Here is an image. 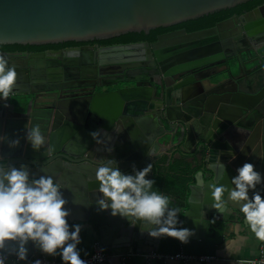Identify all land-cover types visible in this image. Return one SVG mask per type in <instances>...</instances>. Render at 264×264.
Here are the masks:
<instances>
[{"label": "water", "instance_id": "1", "mask_svg": "<svg viewBox=\"0 0 264 264\" xmlns=\"http://www.w3.org/2000/svg\"><path fill=\"white\" fill-rule=\"evenodd\" d=\"M248 1L0 0V44L90 42L130 32L148 34ZM261 30L264 4L249 16L230 17L211 27L169 31L144 45L102 48V53H112L101 55L98 63L108 72L106 77L101 74L103 78H113L109 82L96 81L77 91L67 87L12 91L7 100H0V135L6 137L0 143V163L27 165L36 177L53 175L71 211L73 199L86 202L105 250L150 242L158 248L161 237L141 232L139 223L130 218L99 210L95 204L99 182L92 178L107 159H116L125 173H133V166H150L151 177L154 161L160 157L156 148L179 147L180 154L189 158L193 175L187 198L180 204L178 226L194 233L187 243L179 244L186 254L214 255L227 230L248 225L239 204L226 199L225 207L216 209L209 186H230L236 168L245 162L264 173V54L259 55L260 47L250 42L261 37L257 36ZM143 52L147 63L140 62ZM214 57L223 59L216 64L223 68L216 66L197 81L202 77L198 71ZM30 64L36 67L28 70V77L40 83L45 82L46 72L65 69L50 61ZM192 81L196 84L189 86ZM90 120L105 122L110 133L100 131L97 142L82 130L91 127ZM37 124L47 137L39 151L25 139L27 126ZM158 125L161 132L155 130ZM16 139L19 145L10 147L9 141ZM217 156L226 165L223 178L210 167ZM257 189L264 193V184ZM26 246L30 259L33 242ZM15 248L14 243L6 245V258L15 255Z\"/></svg>", "mask_w": 264, "mask_h": 264}, {"label": "clouds", "instance_id": "2", "mask_svg": "<svg viewBox=\"0 0 264 264\" xmlns=\"http://www.w3.org/2000/svg\"><path fill=\"white\" fill-rule=\"evenodd\" d=\"M17 80V71L8 60L0 56V100H7ZM97 140L100 131L91 132ZM25 139L30 146L41 150L47 137L40 126L26 129ZM6 137L0 135V143ZM99 142V140H97ZM18 139L9 141L10 147L18 146ZM112 150V149H111ZM210 167L219 170L221 178L226 175V165L219 156ZM150 166L125 173L116 159H107L96 168L94 181L99 182L95 204L100 211L110 210L112 216L130 218L139 223L141 232L147 231L153 238L172 237L187 243L194 233L178 226L180 208L172 206L171 198L154 188L155 180L147 178ZM264 184V173L256 170L251 162L236 168L230 186L211 184L209 190L213 206L222 210L225 200L240 205L244 220L256 238L264 241V193L257 185ZM61 183L53 175L33 176L27 165L19 167L0 163V264H7L4 249L7 244L16 245L18 261H27L29 241L48 256H59L63 264H87L81 258L80 224L70 225V210ZM251 192V196H250ZM30 264H42L40 259Z\"/></svg>", "mask_w": 264, "mask_h": 264}, {"label": "crops", "instance_id": "3", "mask_svg": "<svg viewBox=\"0 0 264 264\" xmlns=\"http://www.w3.org/2000/svg\"><path fill=\"white\" fill-rule=\"evenodd\" d=\"M261 45L258 46L260 48H257L259 55L264 54V47H263L264 43H262ZM223 66H224L223 64H219L217 65L216 69L223 68ZM213 71H215V69ZM205 75L208 74H204L202 77H198L197 81H199L200 78H203ZM193 82L195 81L189 83L190 84L189 86H191V84L194 85L196 84V82L195 83ZM205 82L206 80L203 79L202 83L204 84ZM26 89L24 90L25 92L30 91L28 88ZM28 96H30L29 93ZM88 125H90L91 127L84 126L82 129L87 131V134H90L93 131H101L106 135L110 133V131H107L106 124L103 121L98 122L96 120H90ZM155 130L156 132H161L159 125L156 126ZM170 149L171 148H168L167 146L164 145H162L161 148L159 147L156 148L157 154H160V157L159 159L154 161L152 175L151 177H147V178L150 179L153 178L155 173L156 163L160 161H163L159 167L160 168L159 171L162 172L168 171V166L170 163H172L173 160H183L187 165L191 166V163L188 162L189 158L187 159L186 157L180 154L179 147H175L171 150ZM72 201L71 202L74 205V207H72V211L70 210L71 212L68 217V222L70 225L80 224L82 226L80 232L81 243L78 245V248L80 249L81 257H86L92 253L94 243L96 241H100V237L98 235V230H97L98 224L94 220H92L91 218L92 212L90 210V207L87 204H85L86 202H83L79 198L73 199ZM179 216H181V205H180ZM225 235L226 236L224 237L223 241L220 242L218 245H216V250L214 252V255L190 254L196 256H215L217 259L213 261H193L190 264H253L250 261L254 259H258L262 255H264V241H261L258 238H256V236L254 235V233L251 232L249 227H245L242 224L237 228H235L233 232L227 230ZM150 244H153V242H150L149 245H143L142 247L137 246V244H135L132 247L112 250V252L123 253L127 251H135L136 253H146L154 249L168 253L183 251V248L179 244V240L172 237H161L158 248H155ZM10 257H15V255ZM46 258L48 259L54 258L58 262V264H63V261L59 256L53 257V256L45 255L42 252H40L33 243V254L30 259H27V261L31 262L36 259L42 260ZM143 263L144 262L141 259V257L137 256L134 259L129 260L127 264H143ZM111 264H119V260L116 258L112 259ZM163 264H181V263L169 262Z\"/></svg>", "mask_w": 264, "mask_h": 264}, {"label": "flooded vegetation", "instance_id": "4", "mask_svg": "<svg viewBox=\"0 0 264 264\" xmlns=\"http://www.w3.org/2000/svg\"><path fill=\"white\" fill-rule=\"evenodd\" d=\"M262 4H264V2L251 9L244 10L242 13H235L229 16L228 18L249 16V12H251L253 9L259 7ZM182 28L183 27L168 30L161 34ZM258 35H261V37L259 36L257 40L256 37H253V40L252 38L250 39V42L252 43L251 46H259L264 43V30H261L259 33L257 32V36ZM237 36H240L241 38V36L244 37V34L242 35V33L239 32ZM240 41L245 44L244 38H241ZM139 42L143 43L144 45V43H151L153 41L141 40L135 42H113L109 44H101L99 40H94L90 42H74L72 44L67 45L61 44L60 46L37 45L38 47H22L13 44L11 46L0 45V56L7 59L9 64L13 65L16 68V71H18L17 80L13 88V90L15 91L23 90L26 88H28L29 90H43L48 88L59 87H67L68 91H77L80 87L84 88V86L93 84L96 81L103 83L113 80V78H103L108 72H106L105 69H99L98 63L101 60V55L105 56L107 54H112L106 52L102 53V48ZM32 55H37L38 57L32 59ZM146 56L147 53L143 52V61L140 62L147 63L148 58ZM37 60L43 62L50 61L55 63V65H62V68L65 67V69H62L55 74H53L52 72H46L44 75H42L44 77L45 82L40 83L36 80H33L32 77H30L31 79L28 77V70L36 67L31 66L30 62ZM202 60L204 61V59ZM222 60L223 59L221 57H214L208 64H206L204 67H201V70L198 71L197 75L203 76L204 74H210L217 66L216 64H218V62ZM101 74H103L104 76H102ZM26 83H30V85L26 86Z\"/></svg>", "mask_w": 264, "mask_h": 264}, {"label": "trees", "instance_id": "5", "mask_svg": "<svg viewBox=\"0 0 264 264\" xmlns=\"http://www.w3.org/2000/svg\"><path fill=\"white\" fill-rule=\"evenodd\" d=\"M264 0H251L246 3L240 4L234 8L217 11L215 13L205 15L195 20H189L171 27H160L157 29H153L150 33L145 32H130L127 34H123L120 37H114L106 40H99L101 44H109L113 42H135L141 40L154 41L157 36L165 31L176 29L179 27L186 28L188 31H193L197 29H202L206 27L214 26L217 22L222 21L229 16L235 13H242L244 10L251 9L261 3ZM96 41V40H95ZM74 41L57 43V44H48V45H40V46H60L61 44H72ZM78 43V42H76ZM1 46H11L12 44H0ZM16 46L22 47H38L37 45H20L13 44ZM163 161L156 163L155 173L152 179L155 180L154 188L156 190L162 191L167 194L172 202V206H176L180 208L181 202L186 200L188 195V186L192 179L193 171L189 165H187L183 160H173L172 163L168 166L167 172L159 171V167ZM178 250V248H177ZM178 252V251H176ZM173 253V252H171ZM42 259L41 261H43ZM154 264H163L161 261H156Z\"/></svg>", "mask_w": 264, "mask_h": 264}, {"label": "built area", "instance_id": "6", "mask_svg": "<svg viewBox=\"0 0 264 264\" xmlns=\"http://www.w3.org/2000/svg\"><path fill=\"white\" fill-rule=\"evenodd\" d=\"M140 256L143 264H153L156 261L163 263L180 262L181 264H190L193 261H213L217 259L215 256H196L178 251L173 253L163 252L159 250H151L146 253H136L135 251H127L121 253H113L104 249L100 241H96L93 246V251L89 256L81 257L87 261V264H111L112 259H118L119 264H127L129 260ZM253 264H264V255L258 259L250 261ZM7 264H30L28 261H18L15 257H8ZM42 264H58L54 258H46Z\"/></svg>", "mask_w": 264, "mask_h": 264}]
</instances>
